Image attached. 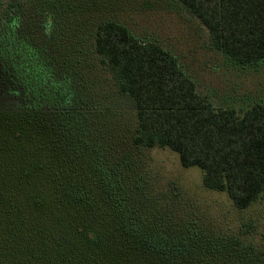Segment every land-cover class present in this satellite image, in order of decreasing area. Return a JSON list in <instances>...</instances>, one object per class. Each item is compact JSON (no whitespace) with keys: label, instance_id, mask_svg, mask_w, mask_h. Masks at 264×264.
Wrapping results in <instances>:
<instances>
[{"label":"trees","instance_id":"1","mask_svg":"<svg viewBox=\"0 0 264 264\" xmlns=\"http://www.w3.org/2000/svg\"><path fill=\"white\" fill-rule=\"evenodd\" d=\"M179 1L233 63L264 62V0ZM14 7L0 0L4 264H264V248L160 217L149 188L111 165L98 125L101 105L113 109L102 91L110 79L133 101L134 146L171 148L183 166L204 170L207 188L246 209L264 193V101L215 107L175 52L115 20L96 26L108 76L94 83L89 62L46 24L57 13L42 20Z\"/></svg>","mask_w":264,"mask_h":264},{"label":"rangeland","instance_id":"2","mask_svg":"<svg viewBox=\"0 0 264 264\" xmlns=\"http://www.w3.org/2000/svg\"><path fill=\"white\" fill-rule=\"evenodd\" d=\"M3 1L16 9L29 10L42 20L48 18L50 11L57 13L54 21L51 18L46 24L53 28L68 53L82 64L89 62L85 68L94 73V83H104L108 69L95 53L93 35L100 22L115 20L125 23L137 36L158 40L175 52L196 80L198 90L208 95L215 107L234 106L242 111L264 101V62L233 63L213 47L208 29L179 0ZM102 87L104 94H113V109L109 103H99L106 111L99 114L98 125L104 130L102 139L109 150V162L129 181L149 188L160 217L167 216L205 236H236L244 243L264 248V193L248 208L239 209L225 191L204 185L205 172L201 167L183 166L178 152L169 147L134 146L132 99L114 94L110 79ZM94 137L91 135V140ZM3 261L0 259V264Z\"/></svg>","mask_w":264,"mask_h":264}]
</instances>
